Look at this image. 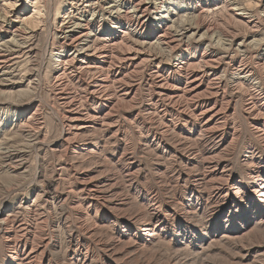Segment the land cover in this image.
Here are the masks:
<instances>
[{
    "label": "bare ground",
    "instance_id": "obj_1",
    "mask_svg": "<svg viewBox=\"0 0 264 264\" xmlns=\"http://www.w3.org/2000/svg\"><path fill=\"white\" fill-rule=\"evenodd\" d=\"M77 1L81 0H72L69 9ZM82 1L86 3L77 15L53 31L51 15L55 18L60 5L54 1L44 4L41 22L47 37L42 61L27 80L33 89L30 100L12 114L11 121L17 133L25 127L34 133L39 129L38 105L32 110L29 104L44 87L41 68L49 52L54 69L48 107L59 132L53 142L45 140L47 132L28 140V144L44 145L53 161L50 180L40 183L32 179L38 186V199L19 206L26 217L21 218L15 207L4 214L5 197H0V237L7 258L19 260V264H42L49 242L45 236L34 237L48 221L51 225V208L57 205L72 212L74 253L79 255L84 247L100 250L95 240L96 227L101 226L98 222L122 216L114 242L103 249L101 258L103 264L127 263L118 254L121 237L134 233L142 240L145 234L144 239L150 240L169 226V216L175 213L173 207L170 215L160 214L161 202L149 197L150 212L140 215H157L152 227L140 229L130 215L123 214L127 210L120 208L132 198L126 193L119 199L121 190L129 189L141 171L135 154H143L150 146L162 151L169 148L166 152L172 155L162 157L156 170L161 182L156 180L155 185L178 186V182H186L192 167L199 170L193 176V188L208 184L207 195L218 204L211 230L214 235L223 225L227 227L231 215H237L233 218L240 222L236 230L263 219L264 6L247 11L242 0ZM27 2L24 6L28 7ZM171 7L185 8L189 16L183 15L177 24L170 22L167 19L176 14ZM87 13L94 18H82ZM2 18L0 13V22H6ZM31 21L35 19L24 22ZM5 24L0 26L1 43H10L5 51L13 52H0L1 128L10 121L7 108L15 105L6 88L13 81L17 63L21 56L35 51L23 26ZM147 47L157 52L151 53ZM129 133L144 134L142 144L140 138L133 152L126 142ZM7 135L0 132L2 165L17 173L21 165H14V159L28 144ZM235 143L247 152L244 162L248 170L239 179L226 174L228 165L223 159ZM119 151L115 162L107 157ZM170 162L180 169L182 177L176 182L168 174ZM12 191L5 188L4 194ZM91 210L99 213L100 219L91 217ZM42 242L44 247L39 249Z\"/></svg>",
    "mask_w": 264,
    "mask_h": 264
},
{
    "label": "rangeland",
    "instance_id": "obj_2",
    "mask_svg": "<svg viewBox=\"0 0 264 264\" xmlns=\"http://www.w3.org/2000/svg\"><path fill=\"white\" fill-rule=\"evenodd\" d=\"M8 1L12 4L9 5ZM25 1L26 0H0L1 17L6 21H1L0 26L5 27V23L23 26L26 29L29 43L35 48L32 54L20 57L16 66L15 75H13V81L6 88L13 99L10 101L14 102L15 105H11L7 108L6 112L11 114L10 121H8L4 128L0 127L2 129H0V132L8 134L7 137L10 138L13 135L14 137L11 138L14 139L13 141L20 142L23 140V142H25L24 144L27 145L29 139L31 141L33 140L34 134H40L42 136L41 133L45 134L47 132L45 134V140L53 142L57 138L59 132L58 122L54 119V116L50 114L48 107L49 96L52 95V93H50V86L54 69L52 62H49V52L46 55L47 57H45L46 61L45 58L43 59L44 64L42 63L41 68L44 87L38 92L37 99L29 104L32 110L38 105L37 118L38 122H40L39 129L35 130L34 133L31 129L25 127L22 129V132L17 133L14 132L15 125L14 122L11 121L13 120L11 119L12 114L15 113L16 110L23 108L21 105L24 102L30 100L29 98L32 96L31 90L33 89L28 86L27 80L28 77H32V75L35 74L39 68L38 65L42 61V46L47 37L45 24L41 22L45 14L44 4L49 1H54L55 4H58V6L60 5L56 11L55 18L51 15V21L53 23L51 31H53L55 28L66 24L73 16H76L78 13L77 10L85 5L86 2L82 0L77 1V3L69 9L68 4H70L72 0H28V7L24 6ZM243 1L244 0H242V7H245L247 11H250L252 7L259 9L264 6V0ZM173 2H176V0H173ZM170 10L176 14L171 15V19L169 17L167 20H170V22L174 21V24L180 22L182 19L181 17H185L183 15L186 14V16H189L185 8H180L179 10L171 7ZM114 12L112 14H114ZM160 13L162 16L166 15L165 11H161ZM27 18L35 19V21H31L28 24V22H24ZM82 18H94V16L92 17L87 13L82 16ZM151 18L152 20L155 18V13L151 14ZM188 34H190V32ZM8 37H10V35H8ZM3 40L4 39H0V50H3L0 52H7L5 50H7V46H10V43L3 44L1 43ZM146 50L151 53L157 52L154 48L147 47ZM11 52L8 51L7 53ZM71 64L72 63H69V65ZM140 138V143L142 144L144 140L143 133L135 135L129 133L127 135L126 142L129 143L130 152H133L135 143ZM187 148L192 147L187 145ZM144 149L145 152L143 154H135V159L138 160L136 163L140 165L141 171L135 175L132 186L127 190L125 189L126 191L121 190V194L118 196V198L121 199L126 197L124 194L129 193V196L133 199L129 198V205L124 203L120 208H123L124 211L127 210L123 214L130 215L131 220L135 222L136 226L140 229L145 225H150L148 227H152L154 225L153 216L157 215H140L150 212L151 206L147 202L149 197H156V200L161 202V204H158L161 212L160 214L170 215V210L173 207L175 213L169 216V226L158 230L155 233V237L150 240L144 239L145 234L142 240L135 237L136 234L134 233L133 235H129V237L122 236L120 249H118L120 252L118 254H120L119 256L121 258H124V261H127V263L124 264H264V218L258 222L256 221L255 223L249 224L244 229L236 230L240 222L233 218H237V215H231L233 217L229 218V222L226 224L227 227L223 225L220 233L214 235L211 233V230L214 228L213 224L216 220L215 214L218 209V204L215 205L210 195H207V191L209 190L208 184H203L197 189L193 188V176L198 175L199 170L195 171V167H192L191 175L187 177L186 182H178L179 187L176 186L177 183L167 184L162 182L155 185L154 182L156 180L158 183L161 182L156 175V170L160 166V162L165 156L169 157L172 155L166 152L169 148L164 149V151L160 149L153 150L154 148L151 146ZM25 150L20 156L14 159V165H21L17 173L7 170V168L2 165L3 161L0 157V197H5L4 214L15 207L14 210L20 211L21 218L26 216L25 211L19 206L21 205L24 207L25 205H30L34 198L35 201L38 199H36L38 186L32 182V179L34 178L36 181L40 180V183L47 179L50 180L48 176L53 161L51 153L44 145L29 143ZM120 152L121 151L117 152L114 157H107L115 162ZM162 152H164V154H162ZM246 154L247 152L244 146H239L237 143L233 144L231 152L228 154L225 153V156H223V159L227 161L228 165L226 174H230V176H233L235 179H239V177L246 174L248 170V166L244 162ZM257 156L263 158L260 154H257ZM89 160L90 159L84 161ZM92 160L93 163L98 166L100 165L94 158H92ZM81 165L85 166L84 163ZM168 165V174L171 175V180L176 182L181 176L180 169L178 166L173 165V162H170ZM160 171L162 170L160 169ZM117 181L121 182L122 178H119ZM5 188L15 191L4 194ZM168 205L172 206L170 207ZM167 206L169 210H167ZM51 212L53 213L50 215L52 220L51 225L48 221L41 228L42 230L34 237V239H37L40 236H45V240L49 242L45 247L46 253L42 260V264H103V259L101 258L104 253L103 249H106L109 244L114 242L113 238L117 234L118 225L122 221L120 219L122 216H120L119 220H112V218L109 221L106 220L104 224L98 222L101 226L96 227L95 240L98 242L100 250L96 248L87 249L84 247L82 248V253L79 255L74 253V239L76 235H73V231H76V229L72 223L73 217L70 216L72 212L65 206L59 208L57 205L51 208ZM91 217L100 219L99 213H96L94 210H91ZM87 222H91V219H88ZM179 230L180 233H178ZM182 234L186 235L183 239L181 238ZM1 239L0 264H19V260H9L7 258L5 252L6 244L4 240ZM40 246L39 249L44 247V242H42Z\"/></svg>",
    "mask_w": 264,
    "mask_h": 264
}]
</instances>
